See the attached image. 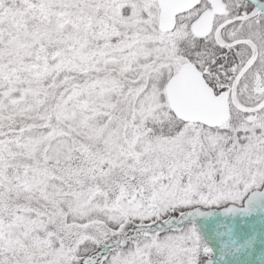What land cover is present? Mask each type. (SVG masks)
<instances>
[{
	"label": "snow or ice",
	"instance_id": "1",
	"mask_svg": "<svg viewBox=\"0 0 264 264\" xmlns=\"http://www.w3.org/2000/svg\"><path fill=\"white\" fill-rule=\"evenodd\" d=\"M0 264H264V0H0Z\"/></svg>",
	"mask_w": 264,
	"mask_h": 264
}]
</instances>
